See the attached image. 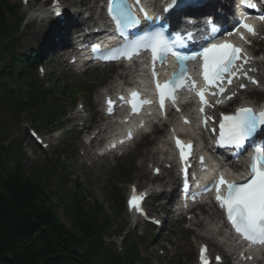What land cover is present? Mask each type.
<instances>
[{
	"label": "trees",
	"instance_id": "obj_1",
	"mask_svg": "<svg viewBox=\"0 0 264 264\" xmlns=\"http://www.w3.org/2000/svg\"><path fill=\"white\" fill-rule=\"evenodd\" d=\"M10 37L0 13V57L8 53ZM14 62L10 58V63ZM6 71L12 78L10 66L4 67ZM22 105L6 86L0 87V118L6 110L17 116L14 111ZM53 174L48 164L28 172L0 121V264H120V258L105 248L101 239L100 207L95 204L85 213L60 180L56 192L48 194L46 183ZM57 192L63 193L58 204L53 199ZM59 205L70 227L58 217ZM124 260L130 263L128 253Z\"/></svg>",
	"mask_w": 264,
	"mask_h": 264
},
{
	"label": "snow or ice",
	"instance_id": "obj_2",
	"mask_svg": "<svg viewBox=\"0 0 264 264\" xmlns=\"http://www.w3.org/2000/svg\"><path fill=\"white\" fill-rule=\"evenodd\" d=\"M172 3L174 4L175 0H172ZM251 6L254 7V5ZM108 10L113 15V19L116 21L118 27L121 25L131 27L139 24V20L127 10V6L122 0H116L115 4L110 0ZM164 11H168V8H165ZM57 14H59L58 9ZM260 19L264 20V17H260ZM241 26L255 35L252 25L242 23ZM131 47L133 50H138L141 47L150 48L154 60L159 58L160 53L171 51L167 41L163 37V33L160 31L154 32L149 41H136ZM240 52L241 49L230 44H213L210 48L205 49L202 54L205 81L214 84L225 72L228 73L229 77L234 76L236 74L232 70L234 61L238 58V53ZM127 54L130 55L131 53ZM245 63H247V60H245ZM228 83H231V79L228 80ZM157 88L161 89V102H163L164 90L168 88V83L163 88L157 84ZM224 91V88H220L221 93ZM135 95L133 93V96ZM198 95L203 101V90ZM262 126H264V110L256 112L251 107H242L234 115L223 117L220 123L219 142L221 144H233L236 147H241ZM177 146H180L179 140L177 141ZM181 157L184 158L183 148L181 149ZM249 171L251 179L242 184L228 182L221 176L219 182L216 184V199L219 201L220 206L226 210L227 218L236 233L253 244H264V147L256 148ZM221 185H226L227 187L226 194L224 195L220 194ZM129 203L136 211H141L138 198L135 195H133ZM205 251V249L201 250L200 259L203 264H207L204 255Z\"/></svg>",
	"mask_w": 264,
	"mask_h": 264
},
{
	"label": "rangeland",
	"instance_id": "obj_3",
	"mask_svg": "<svg viewBox=\"0 0 264 264\" xmlns=\"http://www.w3.org/2000/svg\"><path fill=\"white\" fill-rule=\"evenodd\" d=\"M11 4L16 5V13L18 15H20L21 13H23L22 8L19 7V5L17 4L19 2V0H8ZM69 2H73L75 0H67ZM25 27L23 26L20 28V38L22 40H25L24 38V32H25ZM24 44L21 43V45L19 46V48H24ZM58 63L54 62L53 64L50 65L49 71H54V76L55 77H59L60 79L65 80V84H68L69 89L76 87L77 85L80 84H84V85H89V84H98L97 79H95V75H98V71H89L87 72L84 76L81 77H73V76H68L65 75L63 76V71L61 70V68H57ZM86 104H88V100H85ZM64 103H60V106H63ZM81 107L83 109H85L84 104L82 103ZM39 116H42V113H39ZM43 117V116H42ZM40 120V119H39ZM21 121V120H20ZM19 123H14L12 121V119L10 118L9 115H4L2 117V122H3V126L5 128V132L8 135V137L10 139H14L20 148L21 151V156L23 157V160L26 164L27 168H30L36 164H41L44 160H43V156L42 154L37 151L32 143V141L27 137V134L25 132V130L23 129L22 125ZM68 128V127H67ZM13 129V130H12ZM60 133V132H59ZM69 136H67L66 134H62L61 136V141L62 140H66V155H67V159L68 161L66 162L67 165L71 166V171L74 172L75 177L77 178L78 182L81 183L84 188H86L89 193H90V197H88V200L91 201L92 198H95L96 200H98V202L100 204L103 205V208L105 209L106 213L108 215H112L113 214V220H114V227L116 226L117 223H121V221L123 220V216L124 214L120 212L118 213V217L114 216V211L116 208H118L120 206V201H122V190L124 188V186H120L121 181H120V177L122 170L126 169L128 170L129 167L132 168L131 173H130V177L132 181H135L138 184V187H143L146 186V183L144 181H141V178H137V172H134V170H138L139 166H142V162L139 161V157L141 155H139L140 153L144 152L147 148L148 145H141L140 147H136L138 146V144L135 145V147H130V151L133 149L135 150L133 152L132 155L128 156V157H124V159H121L119 161H117L116 165H110V167H105L104 169H102L101 176H99V178H95L94 176L90 175L88 176L87 174H85L84 172H81L78 163L76 162V153L73 150V146L71 144H69L68 140H69ZM56 140L58 143H60L59 141V134H57ZM142 144V143H140ZM59 151H61V148L59 149ZM59 151H56V155L59 157L60 153ZM69 156H73L72 159L69 158ZM143 168L145 172H149V168L146 167V161L143 162ZM103 172V173H102ZM95 173H98L97 171H95ZM138 179V180H137ZM140 180V181H139ZM50 186L51 188L53 187V185L55 184V180H51L50 181ZM66 185L68 186V188H71L72 186V181L70 179L66 180ZM105 185L107 187H109L110 189H112V187H119L115 193H117L116 197H117V202L119 201V203L113 202V200H111V196H108L106 194V190H105ZM58 215L60 216V218L62 219V221L67 224V220L66 218L62 215L61 210L57 211ZM112 227V228H114ZM171 234L169 233H164L163 234V240L165 242H172V239H175L179 236H181V240L182 242L187 241V239L189 238L186 234L181 233L178 229V227H171L170 230ZM110 233H112L110 231ZM114 240V239H112ZM153 244V241L150 240V245ZM190 251V247L186 246V252L189 253ZM176 254H172V256H175ZM186 256V254H184ZM181 256V255H179ZM154 264H161L160 261H156V259H153Z\"/></svg>",
	"mask_w": 264,
	"mask_h": 264
},
{
	"label": "bare ground",
	"instance_id": "obj_4",
	"mask_svg": "<svg viewBox=\"0 0 264 264\" xmlns=\"http://www.w3.org/2000/svg\"><path fill=\"white\" fill-rule=\"evenodd\" d=\"M79 1L82 3L83 7L92 8L93 3H94L95 0H79ZM81 11H82V9H78L77 10V12H78L77 14H79ZM45 12H48V10H46ZM67 14L68 13H65V15H67ZM65 19L67 20V17ZM36 23L39 24V26H37V29H33V27L35 25H33L32 23H30L29 26H28L29 27L28 30L31 31L30 36H34V35L39 36V34H37V33L41 29L40 26L42 25L43 21H42V19H40L38 22L36 21ZM73 26L75 27V25H73ZM70 27H71V23L68 21V24L63 29V36H62L61 40L57 44L56 43L55 44H51L50 48L44 49L45 51L43 53L44 54H48L51 51H56L57 52V51L63 49L64 48L63 46L67 42L66 39L64 40V34H65L66 30L70 29ZM60 31H61V27L58 29V32H60ZM67 35L70 36L71 35V32L68 31ZM58 36H59V34H58ZM54 48H56V49H54ZM261 50H262V52H264V49L263 48ZM52 55H54V54H52ZM69 66H70L69 64L68 65H65L66 68H68ZM84 72H86V71H84ZM261 72H262L261 79L264 80V71L262 70ZM156 151H157L156 150V145H154L153 152H147L143 156L144 157L148 156L151 160H156L155 159V154H154ZM88 154H89V152L86 150V155H88ZM125 154H127V153H125ZM145 159H147V158H144V159H141V157L139 158L140 161H144ZM141 172H143V169H142ZM172 173H173L172 171L171 172H168V174H170L169 175L170 176V183L171 184H174L175 178L173 177ZM140 177H143V176H140ZM161 195H163V194H161ZM200 210L204 214H206L208 217H215V213L213 212V210L211 208L200 209ZM188 222H189V224H193V225H196L198 227H204L205 228V227L208 226V225H204L203 221L200 218H198L196 214L191 219H189ZM205 235L206 236H203V235H201L199 233H196L195 234L196 237L205 239L209 246L215 245V247H217L218 249H221V246L218 245V238L215 235V233L207 232V233H205Z\"/></svg>",
	"mask_w": 264,
	"mask_h": 264
}]
</instances>
